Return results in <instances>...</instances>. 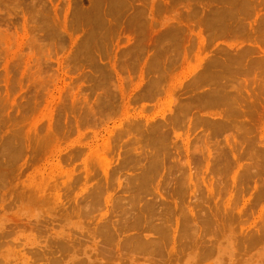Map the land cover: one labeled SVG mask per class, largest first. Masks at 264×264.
<instances>
[{"label": "rangeland", "instance_id": "1", "mask_svg": "<svg viewBox=\"0 0 264 264\" xmlns=\"http://www.w3.org/2000/svg\"><path fill=\"white\" fill-rule=\"evenodd\" d=\"M0 264H264V0H0Z\"/></svg>", "mask_w": 264, "mask_h": 264}, {"label": "bare ground", "instance_id": "2", "mask_svg": "<svg viewBox=\"0 0 264 264\" xmlns=\"http://www.w3.org/2000/svg\"><path fill=\"white\" fill-rule=\"evenodd\" d=\"M258 60V59H257Z\"/></svg>", "mask_w": 264, "mask_h": 264}]
</instances>
